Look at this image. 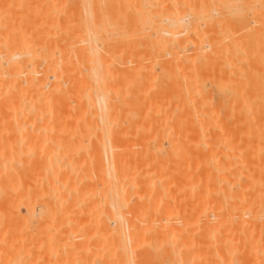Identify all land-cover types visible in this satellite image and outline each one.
I'll return each instance as SVG.
<instances>
[{
    "label": "rangeland",
    "instance_id": "374dc122",
    "mask_svg": "<svg viewBox=\"0 0 264 264\" xmlns=\"http://www.w3.org/2000/svg\"><path fill=\"white\" fill-rule=\"evenodd\" d=\"M84 1L0 0V44L24 58L4 65L19 84L0 86V254L20 264H100L114 253L119 263L173 264L189 245L174 264H264L253 95L264 77L253 46L264 0H193L182 14L206 10L181 49L147 31L141 0H108L93 18L99 52L78 43L89 38Z\"/></svg>",
    "mask_w": 264,
    "mask_h": 264
},
{
    "label": "bare ground",
    "instance_id": "6f19581e",
    "mask_svg": "<svg viewBox=\"0 0 264 264\" xmlns=\"http://www.w3.org/2000/svg\"><path fill=\"white\" fill-rule=\"evenodd\" d=\"M84 1V0H83ZM97 1V0H96ZM104 1H106V3H105V9H104V7H100V6H103V5H97V6H95V4L96 3H94L95 1L94 0H92V2L94 3V6L95 7H92V2H91V0H86V1H84L85 2V4H83V6L85 7L84 8V10H86V12H87V17L85 18L86 19V23H83L84 25V27H85V29H86V31H88L87 33H88V36H89V38L87 39V40H82V39H80L81 41H79L78 43L79 44H83V43H85V42H88V43H90V44H92L91 45V48L92 49H94L95 47H96V50L98 49V52H99V47H100V45H99V41H98V39L99 38H97L96 36H95V32H97L96 31V20H94L93 18H94V16H95V13L99 10V11H104V10H106L107 8H108V6L110 5H108V0H104ZM120 1V0H119ZM130 1V0H129ZM133 1H135V0H133ZM137 1V0H136ZM206 1V0H205ZM224 1V0H223ZM103 2V1H102ZM112 2V0H110V3ZM138 2H140V0L138 1ZM137 2V3H138ZM141 2L142 3H138L139 4V7H140V5H141V7H142V11H143V15H142V20L144 19V23H145V27H146V29H147V31H148V29H152L154 32H153V34H154V36L155 35H157L156 37H160V38H162L163 40V42L165 43V42H170V43H172V45H173V42L172 41H174V40H176L177 39V43L175 44L176 45V49L177 48H180L179 46H177V44H179L178 42H179V38H181L182 36H186V34L188 33H192V32H195V33H198V32H200V30L198 31V29H199V25L198 24H202V23H200L201 21H202V18H204L203 16H202V13L206 10H201V9H199V10H201V11H199L198 13H195V15H194V17H193V15H192V17L191 18H188V14H182L181 12H180V9L181 8H186V7H194L195 5H194V3H193V0H144V1H142L141 0ZM201 2V1H200ZM208 2V1H207ZM83 3V2H82ZM136 3V2H135ZM73 4V3H72ZM102 4V3H101ZM134 4V3H133ZM196 4V3H195ZM108 5V6H107ZM194 5V6H193ZM82 6V7H83ZM107 7V8H106ZM74 8H75V6H74ZM72 9V8H71ZM70 9V10H71ZM97 9V10H96ZM167 9V10H166ZM223 9V8H222ZM76 10V9H75ZM95 10V11H94ZM224 10V9H223ZM223 10H221V12L223 11ZM85 12V11H84ZM224 13V12H223ZM238 14V13H237ZM85 15H86V13H85ZM191 15V14H190ZM204 15V14H203ZM206 17V16H205ZM192 18H193V20H192ZM239 18V17H238ZM244 18V17H243ZM85 19H83V20H85ZM192 20L193 22H189L188 23V21L189 20ZM73 21V20H72ZM81 21V20H80ZM80 21H79V23H80ZM78 22V21H77ZM82 22H84V21H82ZM74 23H76V22H74ZM79 23H77L76 24V26H75V24H73V23H71L69 26L72 28V30L74 31V29H76V31L79 29H81V27H82V24H80L79 25ZM190 23H193V26H194V28H191L189 25H190ZM241 23V22H240ZM238 24V23H237ZM257 24V23H256ZM255 24V25H256ZM72 25V26H71ZM222 26H224V25H222ZM71 28H68V32H72L71 34L73 35V31H71V30H69V29H71ZM96 28V29H95ZM106 28V27H105ZM224 30V29H223ZM254 30V40L253 41H255V44L253 45L254 46V48H255V56H256V60H257V63H260V62H262L263 64H264V19H263V21H260V23H258V25H256L255 26V29H253ZM81 31V30H80ZM84 31V30H83ZM95 31V32H94ZM146 31V32H147ZM4 32V31H3ZM75 32V31H74ZM69 33V34H70ZM1 34H3V33H1ZM10 34V33H9ZM71 34H70V36H71ZM146 34V33H145ZM4 35V34H3ZM12 35V34H11ZM150 35H152V34H150ZM198 35V34H197ZM196 35V36H197ZM206 35V34H205ZM153 36V35H152ZM190 36H193L194 37V35H193V33H192V35H190ZM225 36V35H224ZM223 35H221V37H223L222 38V44L224 45V42H223V39H225L226 37H228V36H226V37H224ZM3 37V36H2ZM13 37L15 38H17V36H14V34H13ZM11 38H12V36H11ZM190 38V37H189ZM232 38H234V37H232ZM5 39H8L7 37L5 38ZM198 39H199V37H198ZM203 39V38H202ZM228 39V38H227ZM1 40V39H0ZM16 40H18V39H16ZM11 41L13 42V40H10V42L8 41V43H10L11 44ZM14 41H15V39H14ZM149 41V40H148ZM154 41V40H153ZM161 41V42H162ZM200 41V40H199ZM236 41V40H235ZM240 41V40H239ZM4 42H6V41H4ZM19 42H20V40H19ZM24 42V41H23ZM23 42H22V40H21V43L23 44ZM184 42V41H183ZM77 43V44H78ZM147 43V42H146ZM155 43V42H154ZM201 43V42H200ZM239 44L241 43V42H238ZM252 43H254V42H252ZM16 44H18V43H16ZM20 44V43H19ZM182 44V43H181ZM12 45V44H11ZM99 45V46H98ZM163 45H166V44H163ZM174 45V46H175ZM197 45V44H196ZM227 46L226 47H228V44H226ZM235 45V44H234ZM243 45H244V42H243ZM9 46V45H8ZM22 46V45H21ZM162 46V45H161ZM185 46V45H184ZM184 46H183V49H184ZM194 46V45H193ZM211 46V44L210 45H208V43H206V45L205 46H201L200 47V50L202 49V50H204L205 52H207L206 51V49H209V48H211L210 47ZM222 46V45H221ZM225 46V45H224ZM223 46V47H224ZM245 46V45H244ZM98 47V48H97ZM147 47H149V46H146L145 48H147ZM165 47V46H164ZM163 47V48H164ZM167 47V46H166ZM90 48V49H91ZM150 48V47H149ZM152 48V47H151ZM159 48V47H158ZM182 48V47H181ZM180 48V49H181ZM194 48V47H193ZM196 48V47H195ZM194 48V49H195ZM198 48V47H197ZM196 48V49H197ZM219 48H221V47H219ZM229 48V47H228ZM228 48L227 49H225L224 48V50H228ZM238 48H240V47H238ZM237 48V49H238ZM244 48V47H243ZM91 49V50H92ZM165 49L166 48H164V51H165ZM174 49V47L173 48H171V50L170 49H168V50H166L165 52H166V54L164 53V52H162V54L161 55H165V56H170V55H172L173 56V50ZM0 59L1 60H3V61H1L3 64H0V86H1V82H4L5 80H7V81H16V82H18V84H19V81L21 80L20 79V75H21V73H19V71L18 72H8L7 71V69H6V67L4 68V65H7L8 64V62L11 64L12 62H14L13 60H14V58L16 59V57H18V56H20L21 55V53H22V50H20L19 51V53H17V52H13V53H8L7 51H6V45L4 44H0ZM159 50V49H158ZM221 50V49H220ZM224 50H222L224 53H225V51ZM95 51V50H94ZM147 51V50H146ZM185 51V50H184ZM204 51H202V52H204ZM209 51V50H208ZM25 52H26V50H25ZM96 52L97 51H95L94 53H95V55H97L96 54ZM161 52V51H160ZM175 52V51H174ZM177 52V51H176ZM175 52V54H178V52H179V49H178V52L176 53ZM186 52V51H185ZM185 52H183L182 51V53H185ZM204 52V53H205ZM213 52V51H212ZM227 52V51H226ZM90 53H91V55H92V51H90ZM164 53V54H163ZM211 53V52H210ZM223 53V54H224ZM25 54V53H24ZM23 54V55H24ZM27 54V53H26ZM149 54V53H148ZM159 54V53H158ZM179 54H180V52H179ZM199 54V53H198ZM222 54V55H223ZM226 54H228V53H226ZM94 54L92 55V56H95ZM181 55V54H180ZM153 56V55H152ZM172 56H170V57H172ZM176 56V55H175ZM175 56H173V58L175 57ZM205 56V55H204ZM225 56H227V55H223V58L225 57ZM21 58H23L22 56H20ZM29 57V56H28ZM162 57V56H161ZM169 57V58H170ZM177 57V56H176ZM175 57V58H176ZM179 57V56H178ZM26 58H27V56H26ZM30 59H31V57H29ZM187 58V57H186ZM197 58H199V57H197ZM13 59V60H12ZM18 59V58H17ZM24 59V58H23ZM23 59H21V60H23ZM208 59H209V57H208ZM19 60V59H18ZM18 60H16V61H18ZM21 60H19V61H21ZM27 60V59H26ZM157 60H159V59H157ZM165 60V59H164ZM163 60V61H164ZM256 60H254V61H256ZM10 61H12V62H10ZM29 61V60H28ZM162 61V62H163ZM166 61V60H165ZM168 61V60H167ZM176 61H178V60H176ZM203 61V60H202ZM0 62V63H1ZM19 63V62H18ZM21 63V62H20ZM22 63H24L23 61H22ZM21 63V64H22ZM29 63V62H28ZM31 63V62H30ZM168 63V62H167ZM17 63H15L14 62V65H16ZM21 64L19 65L20 66V68H21ZM24 64H26V62L24 63ZM24 64H22V68H23V65ZM13 65V64H12ZM11 65V66H12ZM27 65V64H26ZM31 65V64H30ZM175 65V64H174ZM258 65V64H257ZM10 66V65H9ZM25 66V65H24ZM168 67V66H167ZM197 67V66H196ZM195 67V68H196ZM9 68V67H8ZM17 68V67H16ZM22 68H21V70H22ZM27 69V75L30 73V77L29 78H31L32 76H31V74L33 73V75H34V70L32 69V67H27L26 68ZM18 70H20V69H18ZM20 70V71H21ZM24 70V69H23ZM23 70H22V72H23ZM238 70V69H237ZM234 72V71H233ZM236 73H239V71L237 72L236 71ZM25 74V73H24ZM196 74V73H195ZM258 74H261V73H258ZM257 74V75H258ZM264 75V71L262 72V76ZM22 76V75H21ZM104 76L105 75H101V74H98V73H96V75H95V80L94 81H96L97 82V84H99V83H102L101 81H105V79H104ZM259 77H260V75H258ZM25 77H27V76H25ZM231 77V76H230ZM235 77V76H234ZM239 77V76H238ZM19 78V79H18ZM94 78V77H93ZM233 78V77H232ZM237 78V77H236ZM240 78V77H239ZM239 78H237V79H239ZM257 78V77H256ZM263 79H261V80H259L260 82H258L257 83V85L255 86L256 87V93H254L253 95H255V94H258V96H255V98L256 97H258V98H256L257 99V101L258 102H256L257 103V105L255 106L256 108L255 109H257L256 110V114H254L255 115V124H256V133H257V143H256V148H255V153L257 154V155H259V157L261 158V159H264V77H262ZM32 79V78H31ZM259 79V78H258ZM19 80V81H18ZM233 82V81H235L234 79H230V82ZM99 82V83H98ZM231 82V83H232ZM14 83V82H13ZM255 83V82H254ZM256 84V83H255ZM14 85V84H13ZM17 85V84H16ZM3 86V85H2ZM12 86V85H11ZM100 86V85H99ZM8 87V86H7ZM199 87V86H198ZM3 89V88H2ZM1 89V90H2ZM15 89V88H14ZM254 89V88H253ZM6 91V90H5ZM2 92V91H1ZM19 93V92H18ZM17 93V94H18ZM16 94V93H15ZM17 94H16V96H17ZM19 95V94H18ZM15 96V97H16ZM9 97H10V95H9ZM14 97V98H15ZM101 97V96H100ZM13 97H12V99H9V100H6L7 102H5L4 104L7 106V108L9 107V109L10 108H17L18 107V102H19V99L17 98V99H14ZM255 98H254V100H255ZM101 99H102V101H104L103 100V96L101 97ZM100 99V100H101ZM4 100V99H3ZM1 101V100H0ZM105 102V101H104ZM1 104V103H0ZM3 103H2V105H4ZM4 105V107H6ZM1 106V105H0ZM31 107V106H30ZM27 108V107H26ZM2 109V108H1ZM17 110V109H16ZM28 111H27V113H29V112H33V109L32 108H29L28 107V109H27ZM255 111V110H254ZM2 112V111H1ZM18 112V111H17ZM1 115V114H0ZM15 117H17V115L18 114H16L15 113ZM20 115V114H19ZM256 116H257V118H256ZM19 117V116H18ZM196 124V123H195ZM254 153V154H255ZM106 155V154H105ZM107 158V157H106ZM110 165V164H109ZM110 176V175H109ZM109 181V180H108ZM105 182V181H104ZM106 183V182H105ZM108 185H109V187H106V188H108V190H109V192H111L110 194H111V199H112V201L115 203V202H117L118 201V197L120 196V195H118V193H116L118 190L116 189V182H115V180L114 179H110V181L108 182ZM119 185V184H118ZM115 189H116V191H115ZM107 189H106V193H107V191H108ZM120 191V190H119ZM115 192V193H114ZM9 193V192H8ZM109 194V193H108ZM116 194L118 195V197H116V199L114 200L113 198H115V196H116ZM120 197H122V196H120ZM108 199H110V198H108ZM107 199V200H108ZM117 200V201H116ZM122 200V199H121ZM111 201V202H112ZM106 202V201H105ZM112 202V203H113ZM111 203V204H112ZM113 203V206L112 207H114V208H116V210L117 209H119V208H117L116 207V205ZM118 203H119V201H118ZM111 206V205H110ZM104 207V206H103ZM113 209V208H112ZM19 212V211H18ZM106 212V211H105ZM113 212V211H112ZM112 212H110V213H112ZM115 213L117 212V211H114ZM121 212V211H120ZM115 213H113V214H115ZM109 215V214H108ZM115 215H117V214H115ZM120 215V214H119ZM14 216V215H13ZM16 216V215H15ZM110 216V215H109ZM114 219V221L116 222V220H115V217H113ZM100 219V218H99ZM106 219V218H105ZM121 221H122V219H121ZM105 224H106V222H105ZM119 224V223H118ZM123 224V223H122ZM128 225V224H127ZM108 226H109V224H108ZM107 226V227H108ZM171 227V226H170ZM104 228V227H103ZM127 228V227H126ZM110 229V228H109ZM116 229V228H115ZM120 229V228H119ZM173 229V228H172ZM175 229V228H174ZM103 230V229H102ZM113 230V229H112ZM170 230V229H169ZM117 231V230H116ZM119 231V230H118ZM128 231V230H127ZM129 232V231H128ZM110 234V233H109ZM125 235V234H124ZM124 235H122L123 237H125ZM129 235V234H128ZM133 235V234H132ZM110 236H111V234H110ZM114 236V235H113ZM118 236V235H117ZM121 236V237H122ZM112 237V236H111ZM127 237V236H126ZM113 238V237H112ZM177 238V237H176ZM100 239V238H99ZM99 239H97V240H99ZM125 239V238H124ZM123 239V240H124ZM133 239V238H132ZM116 240V239H115ZM112 241V240H111ZM119 241V240H118ZM104 242V241H103ZM120 243V242H119ZM121 243H122V240H121ZM123 243H125V242H123ZM122 243V244H123ZM130 243V242H129ZM111 244V243H110ZM122 244H121V247H123L122 246ZM126 244V243H125ZM128 244V243H127ZM174 244V243H173ZM105 245V244H104ZM116 245V244H115ZM119 245V244H118ZM130 246V245H129ZM173 246V245H172ZM175 246V245H174ZM120 247V248H121ZM127 247V246H126ZM125 247V248H126ZM131 247V246H130ZM176 248V247H175ZM183 249L182 250H184V249H189L190 248V246L189 245H186V247H182ZM122 249V248H121ZM130 249V248H129ZM128 249V250H129ZM131 249H132V247H131ZM171 249V248H170ZM179 249V248H178ZM105 250V249H104ZM181 250V249H180ZM181 250V251H182ZM190 250V249H189ZM9 251V250H8ZM130 251V250H129ZM179 251V250H178ZM181 251H180V253H179V256H180V258L181 257H184V256H181V255H183V253H181ZM10 252V251H9ZM183 252V251H182ZM6 254V253H5ZM106 254V253H105ZM115 254V253H114ZM113 254V255H114ZM119 254V253H118ZM127 254V253H126ZM170 254V253H169ZM51 255V254H50ZM108 255H109V253H108ZM112 255V256H113ZM120 255V254H119ZM178 254H174V255H171L170 254V256H171V259H172V262H173V264L174 263H177L178 261H180L181 260V262L184 260V258H179V256H178V258L179 259H177L176 258V256H177ZM185 255V254H184ZM21 256H23V255H21ZM28 256V255H27ZM103 256H105L104 254H103ZM103 256L101 255V260H99V263L100 264H129L131 261L130 260H128V261H126L125 260V263H121L122 261H124V260H120L121 262L119 263V261L118 260H112L110 257H112V256H108V258H106V257H104L103 258ZM117 256V255H116ZM115 256V258H117ZM121 256V255H120ZM130 257V255H127V257ZM18 257H20V256H17L16 254H14V255H8V256H4L3 254H0V264H20L21 263V260L18 258ZM132 257V256H131ZM131 257H130V259H131ZM169 257V256H168ZM167 257V258H168ZM186 257H187V255H186ZM29 258V257H28ZM32 258V257H31ZM50 258V257H49ZM69 258V257H68ZM87 258V257H86ZM103 258V259H102ZM110 258V259H109ZM121 258V257H120ZM53 259V258H52ZM82 259V258H81ZM109 259V260H108ZM117 259H119V257L117 258ZM162 259H163V257H162ZM24 261H25V259H23ZM34 260V259H33ZM48 260V259H47ZM170 260V259H169ZM188 260V259H187ZM57 261V260H56ZM80 261V260H79ZM130 261V262H129ZM189 261V260H188ZM83 262V261H82ZM85 262V261H84ZM184 262V261H183ZM182 262V263H183ZM57 263V262H56ZM179 263V262H178ZM25 264V263H24ZM77 264V263H76Z\"/></svg>",
    "mask_w": 264,
    "mask_h": 264
}]
</instances>
